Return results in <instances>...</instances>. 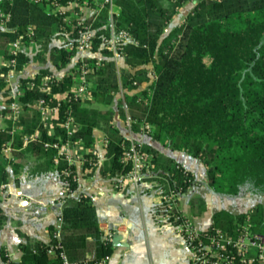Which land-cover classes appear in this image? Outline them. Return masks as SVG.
Wrapping results in <instances>:
<instances>
[{
    "label": "trees",
    "instance_id": "16d2710c",
    "mask_svg": "<svg viewBox=\"0 0 264 264\" xmlns=\"http://www.w3.org/2000/svg\"><path fill=\"white\" fill-rule=\"evenodd\" d=\"M192 0H115L119 14L116 25L126 29L133 44H127L121 58L120 76L112 53L101 48V41L109 31L103 25L107 9L94 23L97 29L92 40V51L87 57L90 64L97 58L101 63L87 76L90 99H75L71 87L77 76L79 62L65 73L50 81L48 91H40L39 84L49 70L41 68L34 75V87L26 85L30 78H22L23 113L18 124L23 132L41 133V141L30 143L26 149L43 157L49 167L58 171L60 178L76 189L74 164L60 161L54 166L55 150L47 149L42 141H66V129L61 125L68 117L75 124L72 139L83 140L86 148L94 143L93 131L100 129L107 139L106 162L102 173L118 178L125 175L129 164L121 157L129 139L113 124L115 96L124 90V104L117 99L118 111L125 117L127 111L132 128L138 130L142 122L151 125L150 135L172 149L187 152L198 158L206 171L210 186L219 193L238 194L244 186L264 195V0H196L184 22L164 34L165 24L178 8ZM0 8L11 17L5 28L0 27V54L8 58V45L23 33L28 24L34 26L36 46L32 52L38 56L48 54L56 69L66 68L77 55L69 49V26H62L58 16L48 12L45 3L33 0H0ZM65 35L62 42L52 44L54 32ZM75 36V32H72ZM78 56V55H77ZM30 58L28 50L19 54L17 68L23 69ZM43 60V57H40ZM147 65H151L156 78L144 97L138 100L137 86L148 80ZM131 71L130 68L139 67ZM5 70L2 66L0 73ZM4 84L0 79V87ZM65 94L58 107V116L51 133L42 125L40 112L33 103L45 98L56 104L55 95ZM0 128V147L11 140L8 130L12 122ZM14 148L22 146L15 134ZM142 149L150 154L148 162L160 183L163 196L169 189L186 192L193 182L192 174L172 158L150 147ZM90 152L83 166L93 169ZM67 168L68 174L62 170ZM17 173V165H14ZM8 172L0 161V187L6 184ZM169 186V187H168ZM166 206L163 198L161 212ZM60 240L53 238L54 227H49L48 244L35 241L21 244L22 256L18 262L10 260L3 248L0 257L7 264H63L61 249L69 262L98 264L110 255L113 242L103 238L97 224V213L89 196L69 197L62 207ZM249 215L254 230L264 229V204L256 203L246 212L234 215L226 210L213 214L212 224L204 232L220 228L235 233L237 224ZM6 216L0 207V230ZM60 243L62 248L48 254L50 244ZM88 260H85L86 256ZM1 264V263H0Z\"/></svg>",
    "mask_w": 264,
    "mask_h": 264
},
{
    "label": "crops",
    "instance_id": "0c3cea01",
    "mask_svg": "<svg viewBox=\"0 0 264 264\" xmlns=\"http://www.w3.org/2000/svg\"><path fill=\"white\" fill-rule=\"evenodd\" d=\"M186 4L188 5L183 10ZM192 7V1L184 2L165 24L164 29L169 32L181 25ZM28 51L30 58L21 69V78L32 77L41 69L35 65L40 64V61L34 58L36 54L31 49ZM3 61L4 58L0 54V69ZM69 63L67 67L71 66ZM115 64L119 76L120 66H123L122 60ZM139 68L140 66L130 70L135 71ZM63 69L48 70L49 74L59 78L66 71ZM147 69L148 76L152 70L151 65H147ZM1 73L0 79L4 85L0 87V128H5L7 118L4 116V104L9 86L1 78ZM15 80L16 77L13 81ZM121 90L124 92L123 89ZM119 91L115 99H121L124 104L125 98ZM129 122L130 117L126 110L125 117H122L118 109H114L113 124L125 137L140 143L142 147H150L172 158L192 174L193 182L187 191L180 195L176 206L199 230L208 229L212 224L213 214L219 210L237 215L246 212L256 203L264 204V199L256 202L254 200L251 204L245 203L239 198L242 190L236 195L216 192L210 186L205 168L198 158L187 152L172 149L141 131L140 128L134 130L132 122ZM92 136L94 139L92 147H96L101 153L99 165L93 169L83 166L82 156L87 154L83 140L82 146L71 147L70 152L79 176L77 187L71 196L90 197L97 213L98 227L101 226L102 230L107 232L110 224H119L120 236L113 243L108 264H194L192 249L176 231L174 225L162 217L160 207L163 194L160 183L156 179L147 178L137 185L127 182L118 185L121 182L120 177H111L108 173H102L106 162V151L102 146L104 133L100 129H95ZM13 154L16 162L10 165L4 164L8 172V180L4 192L0 195V207L6 216V222L0 230V249L5 250L10 260L18 262L22 256L19 247L21 244L35 241L46 244L50 242L49 227L56 223L60 213L57 200L63 193V186L58 171L49 167L43 157L23 146L15 148ZM15 164L17 173L13 170ZM99 221L103 222L99 225ZM101 227H99L100 231ZM88 258L87 255L85 260ZM0 263L7 264L1 261V257Z\"/></svg>",
    "mask_w": 264,
    "mask_h": 264
},
{
    "label": "built area",
    "instance_id": "2783aa9c",
    "mask_svg": "<svg viewBox=\"0 0 264 264\" xmlns=\"http://www.w3.org/2000/svg\"><path fill=\"white\" fill-rule=\"evenodd\" d=\"M38 3H45L48 12L54 16H58L63 21L62 26H69L72 31H69L70 37L68 42L69 49H73L78 55L76 62H79L77 76L71 87L72 96L75 99L86 100L91 98L88 90L89 82L87 76L100 65L101 58H97L94 64L87 61L89 53L92 51V40L97 29L94 23L100 19L101 12L107 9V18L103 21V25L108 29L109 33L102 38L101 48L106 49L112 53L113 60L117 63L124 53V48L127 44H133L130 33L116 25V17L119 14V9L115 4V0H33ZM193 4L196 0H192ZM10 13L5 12L0 8V27L5 28L10 20ZM72 32H75L73 36ZM36 32L34 26L28 24L23 33L19 34L17 38L11 41L8 45V58H4L3 65L5 70L1 73V78L9 86L5 99L4 116L12 122L8 133L11 135V140L0 147V161L5 165L14 164L16 157L13 154L15 149L13 146L15 134H19L23 147L30 143L41 141V133L23 132L22 127L18 124L19 118L23 113L24 103L20 100L22 95L21 70L17 68L19 54L25 50L33 49L36 46L35 41ZM88 54V55H87ZM149 80L140 83L133 82L137 86L138 100L144 99L145 103L148 98L140 93L143 89L147 90L148 95L151 94L149 86L155 80L156 75L151 70L148 73ZM16 77V80L13 79ZM57 78L52 74L43 77L39 84L40 91H48L49 84L52 79ZM34 76L30 77L26 85L34 87ZM121 88V87H120ZM122 89V88H121ZM120 89L119 93L124 97V92ZM57 101L55 105L47 103L45 98H40L33 103L42 118L43 128L47 133H51L54 121L58 116V107L60 100L65 99V94L55 95ZM131 123V120L130 122ZM67 131L68 139L66 141H42V144L47 149L55 150L53 155L54 165L57 166L60 161H66L67 164H74V158L71 151L73 145H81L82 139H72L75 130V124L71 117H68L65 122L61 124ZM141 131L150 134L152 127L147 122H142L140 125ZM108 141L104 137L103 149L107 150ZM82 146V145H81ZM90 152V159H92L93 167L99 165L101 153L96 147L87 148ZM85 155L82 156L84 161ZM78 157V156H77ZM150 154L142 149V145L132 139H129V145L124 149L121 160L123 163L129 164L130 169L119 178L118 185L122 182L139 184L145 179H156L157 176L151 169V164L148 162ZM63 174H68L67 168L62 170ZM79 176L76 174V181ZM63 193L57 200L60 213L57 217L56 223L53 225V238L60 240L62 214L61 210L66 200L71 197L73 190L70 189L68 182L61 178ZM6 184L0 187V195L4 192ZM183 193L169 189L168 195L163 196L166 201V206L163 209L162 217L171 222L176 231L182 236L186 244L192 249L194 264H264V229L263 231L254 230V225L250 221L249 215L243 221L237 224L235 233H228L220 228H215L210 232L206 230H199L191 221L186 218L182 211L178 209L176 203ZM103 221H99V225ZM119 224H110L108 231H101L103 238H110L113 240L116 235L120 234L118 229ZM106 232V233H105ZM62 248L60 243L50 244L48 247V254H53L56 249ZM63 264H86L83 262H69L66 253L61 249L59 253ZM110 255L103 257L98 264H108Z\"/></svg>",
    "mask_w": 264,
    "mask_h": 264
},
{
    "label": "rangeland",
    "instance_id": "374dc122",
    "mask_svg": "<svg viewBox=\"0 0 264 264\" xmlns=\"http://www.w3.org/2000/svg\"><path fill=\"white\" fill-rule=\"evenodd\" d=\"M188 4H186V5H184L183 6V10L186 8V6H187ZM183 10H181L180 11V13H182V11ZM58 31H56V32H54V34L55 35H57V36H54V38H53V41H52V44H55V43H59V42H62L64 39H65V35H59V33H57ZM167 33V29H165V32H164V34H166ZM40 57H43V60H41V58ZM77 55H75V57H73L72 59H71V62L69 63V65H71V66H73L75 63H76V59H77ZM34 58L36 59V60H39L40 61V64H35L36 66H39V67H41V68H46V69H49V70H53V71H55V67H54V65H53V63H52V60L50 59V57H49V55L48 54H46V55H41V56H38V55H36V56H34ZM71 66H68V67H66L65 69H63V70H67L69 67H71ZM121 67L122 66H120V69H121ZM64 72V71H63ZM119 72V71H118ZM120 76V75H119ZM111 108H113V109H119L118 108V102H117V99H115L114 100V102H113V104L111 105ZM242 195L239 197L241 200H244V202L246 203V202H248L249 204H251L254 200H255V202L257 201V200H262V199H264V195L263 194H258V193H256V192H254L251 188H250V186H244L243 188H242Z\"/></svg>",
    "mask_w": 264,
    "mask_h": 264
},
{
    "label": "water",
    "instance_id": "95a60500",
    "mask_svg": "<svg viewBox=\"0 0 264 264\" xmlns=\"http://www.w3.org/2000/svg\"><path fill=\"white\" fill-rule=\"evenodd\" d=\"M120 235H116L115 238L112 240V242L114 243L115 241H117L116 239L119 237Z\"/></svg>",
    "mask_w": 264,
    "mask_h": 264
}]
</instances>
